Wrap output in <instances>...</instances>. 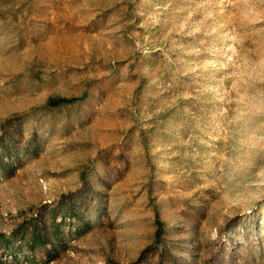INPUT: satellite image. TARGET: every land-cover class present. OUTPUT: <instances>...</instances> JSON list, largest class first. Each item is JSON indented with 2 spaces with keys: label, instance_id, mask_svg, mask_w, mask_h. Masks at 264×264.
<instances>
[{
  "label": "rangeland",
  "instance_id": "obj_1",
  "mask_svg": "<svg viewBox=\"0 0 264 264\" xmlns=\"http://www.w3.org/2000/svg\"><path fill=\"white\" fill-rule=\"evenodd\" d=\"M137 261L264 264V0H0V264Z\"/></svg>",
  "mask_w": 264,
  "mask_h": 264
},
{
  "label": "trees",
  "instance_id": "obj_2",
  "mask_svg": "<svg viewBox=\"0 0 264 264\" xmlns=\"http://www.w3.org/2000/svg\"><path fill=\"white\" fill-rule=\"evenodd\" d=\"M62 102H66V99L53 100L51 101L50 104L58 105ZM41 217H42V213L41 215L30 219V222H26L25 225L24 224L19 225V227L14 232L16 234H14L13 236H16V235L19 236V234H21L24 242L27 244L28 247H31V248L43 247L50 243L52 245V251H51L52 256L51 257L53 258L55 256L54 250L55 248L57 249L56 244H58L61 241L60 240L61 239L60 223H57L56 218L53 217V219L51 220V228H48L45 223H42L40 221ZM23 227H25L26 229L31 227V232L27 234V230H26L23 233V229H24ZM139 260L140 259H138V261ZM138 261L134 264H137Z\"/></svg>",
  "mask_w": 264,
  "mask_h": 264
}]
</instances>
